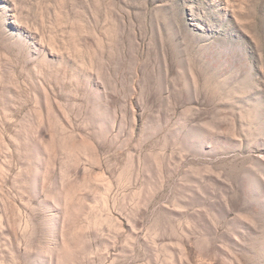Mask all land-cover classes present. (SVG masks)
Listing matches in <instances>:
<instances>
[{"label": "rangeland", "instance_id": "1", "mask_svg": "<svg viewBox=\"0 0 264 264\" xmlns=\"http://www.w3.org/2000/svg\"><path fill=\"white\" fill-rule=\"evenodd\" d=\"M0 264H264V0H0Z\"/></svg>", "mask_w": 264, "mask_h": 264}]
</instances>
